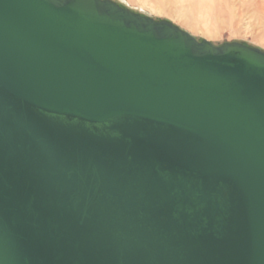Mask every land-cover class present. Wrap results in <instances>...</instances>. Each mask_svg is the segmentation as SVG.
<instances>
[{
  "label": "water",
  "instance_id": "obj_1",
  "mask_svg": "<svg viewBox=\"0 0 264 264\" xmlns=\"http://www.w3.org/2000/svg\"><path fill=\"white\" fill-rule=\"evenodd\" d=\"M0 264H264V50L0 0Z\"/></svg>",
  "mask_w": 264,
  "mask_h": 264
},
{
  "label": "rangeland",
  "instance_id": "obj_2",
  "mask_svg": "<svg viewBox=\"0 0 264 264\" xmlns=\"http://www.w3.org/2000/svg\"><path fill=\"white\" fill-rule=\"evenodd\" d=\"M167 19L198 39L240 41L264 50V0H116Z\"/></svg>",
  "mask_w": 264,
  "mask_h": 264
},
{
  "label": "bare ground",
  "instance_id": "obj_3",
  "mask_svg": "<svg viewBox=\"0 0 264 264\" xmlns=\"http://www.w3.org/2000/svg\"><path fill=\"white\" fill-rule=\"evenodd\" d=\"M157 19V18H156ZM170 21V20H169ZM177 25V24H176ZM180 27V26H179ZM181 28V27H180ZM183 29V28H182ZM197 38V37H196ZM211 41V40H210ZM212 42H214V41H212Z\"/></svg>",
  "mask_w": 264,
  "mask_h": 264
}]
</instances>
